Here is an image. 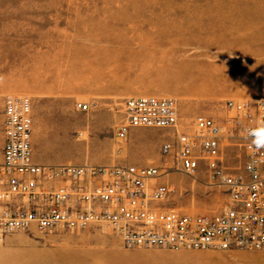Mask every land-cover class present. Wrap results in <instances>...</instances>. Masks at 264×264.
<instances>
[{
	"label": "rangeland",
	"instance_id": "1",
	"mask_svg": "<svg viewBox=\"0 0 264 264\" xmlns=\"http://www.w3.org/2000/svg\"><path fill=\"white\" fill-rule=\"evenodd\" d=\"M5 84H16L5 96L32 99L36 159L159 166L174 190L164 207L218 211L224 189L209 185L206 164L188 175L162 154L174 130L137 128L121 140L115 128L134 96L178 100L189 134L200 116L226 125L227 99H264V0H0ZM242 141L225 148L234 172ZM0 264H264V250L127 247L99 225L32 226L0 242Z\"/></svg>",
	"mask_w": 264,
	"mask_h": 264
},
{
	"label": "built area",
	"instance_id": "2",
	"mask_svg": "<svg viewBox=\"0 0 264 264\" xmlns=\"http://www.w3.org/2000/svg\"><path fill=\"white\" fill-rule=\"evenodd\" d=\"M81 110L88 104L79 102ZM233 115L222 125L208 116L196 120L194 134L180 131L178 100L148 95L127 98L115 136L131 130H174L161 146L174 155L176 170L194 175L206 164L210 186L224 189L218 211L190 213L164 207L173 193L162 183L163 168L145 165L40 164L34 159L33 102L9 95L3 117L0 164V242L36 226L51 230L99 225L113 230L127 247L169 250H264V99H227ZM227 126V127H226ZM242 138L239 172L225 148ZM228 140L230 144L223 145Z\"/></svg>",
	"mask_w": 264,
	"mask_h": 264
},
{
	"label": "crops",
	"instance_id": "3",
	"mask_svg": "<svg viewBox=\"0 0 264 264\" xmlns=\"http://www.w3.org/2000/svg\"><path fill=\"white\" fill-rule=\"evenodd\" d=\"M9 91L16 92V84L13 85L9 84V86H6L5 84L0 86V159H1L0 164L3 162V146H4L3 117H4V109H5V100L6 97L9 96V95L5 96V93ZM134 130L136 129L131 130V132H134ZM66 139L67 138L63 137L62 141L59 142L58 144L60 145L66 144L69 141ZM68 146L71 147L70 145ZM34 159L36 162L40 164H48L43 160L36 159L35 156ZM60 164H72V163H60ZM78 165H83V164H78Z\"/></svg>",
	"mask_w": 264,
	"mask_h": 264
},
{
	"label": "bare ground",
	"instance_id": "4",
	"mask_svg": "<svg viewBox=\"0 0 264 264\" xmlns=\"http://www.w3.org/2000/svg\"><path fill=\"white\" fill-rule=\"evenodd\" d=\"M219 71H220V70H219ZM190 75H191V76H194V74H193V73H191ZM191 89H192V88H191V87H189V91H192Z\"/></svg>",
	"mask_w": 264,
	"mask_h": 264
}]
</instances>
